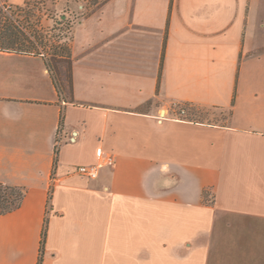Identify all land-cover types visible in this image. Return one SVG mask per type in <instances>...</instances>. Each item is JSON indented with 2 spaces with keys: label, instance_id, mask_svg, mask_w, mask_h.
I'll list each match as a JSON object with an SVG mask.
<instances>
[{
  "label": "crops",
  "instance_id": "1",
  "mask_svg": "<svg viewBox=\"0 0 264 264\" xmlns=\"http://www.w3.org/2000/svg\"><path fill=\"white\" fill-rule=\"evenodd\" d=\"M96 1L55 0L61 95L43 53L0 50V184L25 191L0 264H264V0Z\"/></svg>",
  "mask_w": 264,
  "mask_h": 264
},
{
  "label": "trees",
  "instance_id": "2",
  "mask_svg": "<svg viewBox=\"0 0 264 264\" xmlns=\"http://www.w3.org/2000/svg\"><path fill=\"white\" fill-rule=\"evenodd\" d=\"M93 2L96 3L97 1L93 0ZM1 11L2 9L0 8V14ZM42 40L43 37L39 33H24L18 24L12 22H1L0 18V50L40 54L37 49L39 50V48L42 46ZM48 48L51 50V53L49 54L51 59H47V68L52 74L59 95H61L64 91L63 82L67 83L69 90L71 88V51L68 45H51ZM60 65L62 66V73L59 70ZM183 108L187 111V117H192L196 114H203L202 112L196 111L194 108H188L187 106ZM228 115H230V113ZM24 194L25 191L23 188L0 184V216L11 213L18 209L21 205ZM45 229L46 221L45 228L42 233L41 253L44 248V240L46 235ZM38 264H41V258H39Z\"/></svg>",
  "mask_w": 264,
  "mask_h": 264
},
{
  "label": "rangeland",
  "instance_id": "3",
  "mask_svg": "<svg viewBox=\"0 0 264 264\" xmlns=\"http://www.w3.org/2000/svg\"><path fill=\"white\" fill-rule=\"evenodd\" d=\"M93 5V0H89ZM1 4L10 6L7 0H0ZM2 9V8H1ZM63 10L56 8L55 0H27V4L23 7L16 8L10 6L8 11L2 9L0 18L1 22H12L18 24L24 33L37 32L43 37V44L37 49L39 53H43L50 60L49 54L51 50L48 48L51 45L63 46L69 42L70 20H60V13ZM57 20L60 23L56 24ZM36 51V52H37ZM61 65L59 70L62 73ZM64 69V68H63ZM203 114H196L192 118H210L209 121L221 122L224 121L229 110H222L219 108H209ZM198 113V112H197ZM226 115H225V114ZM185 114L187 111L185 110ZM205 116V117H204ZM207 116V117H206Z\"/></svg>",
  "mask_w": 264,
  "mask_h": 264
},
{
  "label": "built area",
  "instance_id": "4",
  "mask_svg": "<svg viewBox=\"0 0 264 264\" xmlns=\"http://www.w3.org/2000/svg\"><path fill=\"white\" fill-rule=\"evenodd\" d=\"M1 8L4 11H8L10 6H6L5 4H1ZM178 115L179 116H184L185 115V111L183 109L179 110ZM96 155H97V157L102 158V161L100 163L87 165V166H78V167L75 168V173L78 176H81L83 178H86V179H89V180H93V179H96L98 177L99 170L103 166H106V165L111 166L113 164V161H114L113 157L111 155H105L101 149H97ZM55 183H56V177H55V174H54V171H53L51 173L50 178H49V188H48V192L49 193L51 192V190H52V188H53Z\"/></svg>",
  "mask_w": 264,
  "mask_h": 264
},
{
  "label": "water",
  "instance_id": "5",
  "mask_svg": "<svg viewBox=\"0 0 264 264\" xmlns=\"http://www.w3.org/2000/svg\"><path fill=\"white\" fill-rule=\"evenodd\" d=\"M63 19H64V16H61L60 20H63ZM58 23H60V22H58ZM162 115H163V112H162L161 116Z\"/></svg>",
  "mask_w": 264,
  "mask_h": 264
}]
</instances>
